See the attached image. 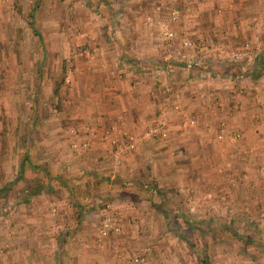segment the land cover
Returning a JSON list of instances; mask_svg holds the SVG:
<instances>
[{"label": "rangeland", "instance_id": "1", "mask_svg": "<svg viewBox=\"0 0 264 264\" xmlns=\"http://www.w3.org/2000/svg\"><path fill=\"white\" fill-rule=\"evenodd\" d=\"M246 1L0 0V231L6 216L23 208L26 211L34 204L12 199L10 193L6 195L4 186L1 188L6 181H22L21 177L15 179L16 172L26 177L35 172V167L31 168L22 158L24 147L28 148L33 163L44 162L33 180L61 181L64 177L67 181H85L84 171L71 176L75 180L69 175L74 162H78L80 170L81 156L77 155L86 151L91 140L87 134L81 140L74 137L82 129V123L78 122L85 119L89 109L81 104L80 98L91 83V68L97 66H92L94 62L108 63L107 49L112 57L111 66L106 69L110 78H125L123 68L131 67L139 78L155 83L154 118L159 107H164L169 118L172 109L168 110L167 99L177 93L175 98L179 101L188 97L202 103L206 97L209 109L214 110L213 113L210 110L209 120L198 123L195 110H199L192 108L184 118H193V124L181 126L184 118L178 123L186 133L198 129L196 133L207 136L205 141L211 145L226 147L223 151L233 149V145L239 147L244 134L256 135L264 130V56L258 59L254 56L264 44H255L264 39V10L248 11ZM256 3L248 4L261 6ZM173 14H176L174 19ZM167 30L173 32L172 38L167 37ZM183 36L193 41V46L179 45ZM149 38L155 42L152 46L155 52L142 60L117 55V50L123 47L121 39L133 50L134 45L149 47ZM139 40L142 42L137 44ZM200 48L203 53L200 63L205 67L201 72L197 70L200 64L185 63V57L180 54ZM167 63L170 68L166 67ZM255 70H260L257 77L251 75ZM190 76L196 79L198 91L190 90L186 94L182 90L180 96V91L171 87V79L179 77L188 82ZM205 79L210 81L208 85ZM163 85L168 90H163ZM154 118L135 135L150 127ZM196 122L198 125L194 126ZM232 132L237 136L229 138ZM120 133L118 141H110V155L115 164L120 154L143 140L153 139L141 138L132 147H125L131 134L127 130ZM180 149L174 148L171 155L182 154ZM231 156H222L221 162L228 157L232 159ZM219 164L216 165L221 174L219 184L213 187H204L197 181L179 184L177 189L159 195L149 212L131 216L129 230L121 223L127 216L124 204L112 199L100 202L104 211L88 224L93 229L94 244L97 246L96 223L104 214H110L111 224L118 230H109L98 246L105 244L101 249L105 257L125 255L122 264H147L150 260L147 247H155L150 250L153 253L150 264H198L199 257H205L208 264H264V199H261L264 186H245L243 181H249L245 171L237 168V173L232 174L229 169H220ZM232 181L235 184H228ZM59 184L61 188L65 186ZM150 187L147 182L140 196L143 204L151 205ZM63 188L66 191L67 187ZM91 193V190L83 192L80 199ZM64 196L60 189L59 197ZM64 201L47 206L44 211L50 219L64 209ZM65 215L62 213L61 217L66 224L70 223ZM5 247L6 243L1 241L0 256L6 253Z\"/></svg>", "mask_w": 264, "mask_h": 264}, {"label": "crops", "instance_id": "2", "mask_svg": "<svg viewBox=\"0 0 264 264\" xmlns=\"http://www.w3.org/2000/svg\"><path fill=\"white\" fill-rule=\"evenodd\" d=\"M256 2L261 6L248 4ZM245 4H247L245 8L248 11L264 10V0H247ZM251 17L253 18V16ZM189 26L188 24L184 28ZM183 37L187 38L186 36ZM121 40L123 47L117 50V55L120 57L126 55L142 60L155 52L152 50L155 42L150 38L148 39L149 47L142 44L140 46L134 45L136 49L133 50L125 45L124 39ZM140 42L142 41H137V44ZM263 42L264 39H260L255 44L259 45ZM178 44L180 45V42ZM201 50L202 48L192 53L187 51L184 54L180 52L185 57V63L190 61L200 64L197 68L199 72L205 68L200 63V58L203 55ZM107 52V58L112 61V57L109 56L111 51L107 49ZM254 54L257 59L264 56V44ZM172 56L175 55L172 54ZM109 59L107 64L95 60L97 63L94 62L92 66H96L95 64L97 66L91 68L93 70L90 73L91 83L84 88V97L80 98L83 101L81 104L89 109L87 116L83 117L85 119L78 122L82 123V129L79 130L80 124H78L79 133H76L74 137L81 140L87 134L91 140L86 151L77 155L81 156L79 158L81 161L80 170H78V162H74L70 165L69 175L71 180H75L73 177H75L76 172L84 171L82 180L85 181H67L64 177H61V181L33 180L35 176H38L36 170L41 167L43 169L44 162L33 163L28 156V148L24 147L22 158L27 161L31 168L35 167L33 170L35 172L27 177L16 172L15 179L21 177L22 181H6L4 185H1V188L4 186L3 190L6 195L10 193L9 197L12 199L20 200L21 203L31 201L30 204L33 201L34 204L26 211L23 208L20 212L5 217V225L1 227L2 230L0 231H3L0 233L3 236H0V240L6 243V253L0 256V264H122L125 262V255L121 257L118 255L117 257H111V255L108 257L107 255L105 257L101 251L105 244L100 246L97 244L96 246L93 242V229L92 227L89 228L88 224L93 218L95 219V216L104 211V209H100V202L112 199L120 205L124 204V213L127 216L124 215L121 223L124 229H128L131 216L135 215L136 217L143 211L149 212V208L153 207L159 200V195L177 189L178 185L185 181H197L204 187H213L219 184V175L221 174L216 167L218 163L221 165L220 169H229L232 174L237 173V168L245 171L246 175H249V181H243L245 186H264V130L256 135L244 134L242 144L240 143L239 147L233 145V149H229V151H223L226 147L219 148L205 141L207 136L202 137L201 132L200 134L196 133L199 132L198 129H195L193 133H186V131L181 130V124L179 125L178 122L192 108L199 110V112L195 110L198 115V123L210 117V110L212 113L214 110L209 109L208 101L204 100L206 97L202 98V103L188 97L181 98L179 101L175 98L177 93H172L175 97L171 96L167 99V104H170L168 110L171 108L172 110L169 112L172 114L169 115L163 134L154 137L152 140L139 142L133 149L120 154L116 160L118 161L117 164L113 163L110 155L112 148L110 141H118L122 136L120 132L124 130L135 135L142 126L151 123L156 106L152 91L156 90L157 86L147 78H139L131 67L123 68L125 78H110L106 72V69L111 66ZM184 62L182 61V63ZM178 63L180 65V62ZM182 72L185 71L182 70ZM194 79L190 76L187 82L179 77H174L170 84L173 89L180 91L179 95L181 96L182 90L186 94L190 90L198 91V84L195 83L196 79ZM201 80L200 78L199 81ZM205 80L208 85L210 81ZM131 87H133L132 90L129 89ZM202 110L204 111L202 112ZM202 113L207 115H202ZM197 122L194 126L198 125ZM103 128H105L104 131H102ZM206 134L208 135V132ZM173 147L182 148L180 149L182 154L171 155L172 150H174ZM5 153L6 151H4ZM228 154L232 155V159L228 157L227 161L221 162V157ZM51 163V168H54V162L51 161ZM18 164H20L18 171L21 172L23 168L21 161ZM73 169L75 171H72ZM56 171L58 172L57 169ZM52 175L54 174L52 173ZM56 175L58 176L60 173ZM84 176L86 177L84 178ZM31 181H34V184L31 185ZM59 182L67 187L66 191L63 188L65 186L61 188ZM147 182L152 185L150 187L151 197H153L150 202L151 205L143 204L140 201V196L146 189ZM228 184L233 185L235 183L232 181ZM15 186L17 188H13ZM60 189L61 193L65 195L63 198L59 197ZM90 190L93 192L91 195L85 194L84 199H80L83 192L86 193ZM260 193L262 195V192ZM122 198L125 201H122ZM261 199H264L263 196ZM59 201H64V209L59 210L55 217L50 219L49 213L44 210L48 209V205L50 206L52 203L55 205ZM61 212L68 215L69 221L67 218V222L70 223L66 224L64 217H61ZM62 226L63 229H61ZM127 229L126 232L129 230ZM132 230L130 229V231ZM109 241L111 239L107 240V244ZM151 248L155 249V247H147V255H150L147 264H150L152 260ZM120 249L123 250L124 248L120 247ZM203 259L205 257H199L198 264H201Z\"/></svg>", "mask_w": 264, "mask_h": 264}, {"label": "built area", "instance_id": "3", "mask_svg": "<svg viewBox=\"0 0 264 264\" xmlns=\"http://www.w3.org/2000/svg\"><path fill=\"white\" fill-rule=\"evenodd\" d=\"M176 16V14H173L171 16L172 19H174ZM167 37L172 38L173 36V32L171 30H167L166 31ZM181 45L183 47H191L193 46V41H191L189 38H183L180 41ZM245 46H247V43H245ZM220 51V50H219ZM189 62V61H188ZM166 67L170 68L171 65L169 63L166 64ZM164 84V83H163ZM163 90H168V86L167 85H163ZM168 122V118L166 115V111L164 109V107H159L158 109V113L156 115V118H154V123L148 127L147 129H145L143 131V133L140 135H130L128 140L124 143V146H128V147H132L135 142H137L139 139L141 138H154L157 137L158 135H162L164 132V127ZM194 119L193 118H189V119H185L184 121L181 122L182 126L185 125H191L193 124ZM221 133H218V137L220 138L222 136V129H220ZM237 134L232 132L231 135L229 136V138H233L236 137ZM119 148L115 150V155H117ZM111 215L110 214H104L103 217L96 223V235H95V239L97 241V244H100L103 239L105 238V236L107 235L109 230H114L117 231L118 227L117 226H113L111 224ZM137 258L135 257L134 260H136Z\"/></svg>", "mask_w": 264, "mask_h": 264}, {"label": "trees", "instance_id": "4", "mask_svg": "<svg viewBox=\"0 0 264 264\" xmlns=\"http://www.w3.org/2000/svg\"><path fill=\"white\" fill-rule=\"evenodd\" d=\"M262 64H263V63H261L260 65H262ZM238 70H239V67H238ZM255 71H256V70H255ZM255 71H252V72H251V75H252L253 77H257V76L259 75V73H260V70H259V71L257 70L256 72H255ZM201 264H208V263H207V261H206L205 259H203Z\"/></svg>", "mask_w": 264, "mask_h": 264}]
</instances>
